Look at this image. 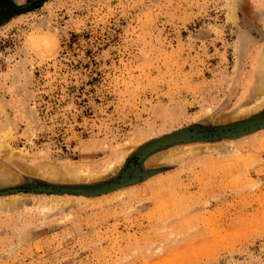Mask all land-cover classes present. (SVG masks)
Returning <instances> with one entry per match:
<instances>
[{
    "label": "rangeland",
    "instance_id": "rangeland-1",
    "mask_svg": "<svg viewBox=\"0 0 264 264\" xmlns=\"http://www.w3.org/2000/svg\"><path fill=\"white\" fill-rule=\"evenodd\" d=\"M262 61L264 0H0V264H264Z\"/></svg>",
    "mask_w": 264,
    "mask_h": 264
},
{
    "label": "bare ground",
    "instance_id": "bare-ground-1",
    "mask_svg": "<svg viewBox=\"0 0 264 264\" xmlns=\"http://www.w3.org/2000/svg\"><path fill=\"white\" fill-rule=\"evenodd\" d=\"M260 65H261V68H264V61H262ZM261 93H262V91H261ZM70 171H71V169H70ZM71 173H72V171H71ZM52 174H54V172H52Z\"/></svg>",
    "mask_w": 264,
    "mask_h": 264
}]
</instances>
